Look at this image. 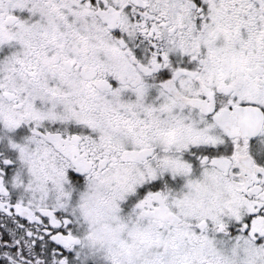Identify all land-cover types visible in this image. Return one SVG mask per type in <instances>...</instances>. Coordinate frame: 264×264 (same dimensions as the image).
<instances>
[{"label":"snow or ice","instance_id":"6c2138e0","mask_svg":"<svg viewBox=\"0 0 264 264\" xmlns=\"http://www.w3.org/2000/svg\"><path fill=\"white\" fill-rule=\"evenodd\" d=\"M0 264H264V0H0Z\"/></svg>","mask_w":264,"mask_h":264}]
</instances>
